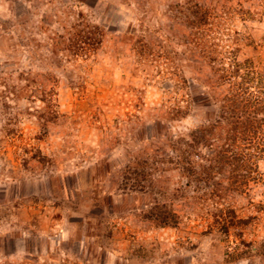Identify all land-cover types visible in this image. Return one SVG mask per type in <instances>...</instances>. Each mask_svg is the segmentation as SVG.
Masks as SVG:
<instances>
[{
	"label": "rangeland",
	"instance_id": "obj_1",
	"mask_svg": "<svg viewBox=\"0 0 264 264\" xmlns=\"http://www.w3.org/2000/svg\"><path fill=\"white\" fill-rule=\"evenodd\" d=\"M0 264H264V0H0Z\"/></svg>",
	"mask_w": 264,
	"mask_h": 264
},
{
	"label": "trees",
	"instance_id": "obj_2",
	"mask_svg": "<svg viewBox=\"0 0 264 264\" xmlns=\"http://www.w3.org/2000/svg\"><path fill=\"white\" fill-rule=\"evenodd\" d=\"M238 70V67H237V69H236V71ZM189 97H190V101L192 102V104L194 105V106H196V105H202L201 104V102H198L197 101V97H196V93L194 92V90L190 87L189 88ZM204 106V105H203ZM160 223L162 224V225H167V219L166 218H161L160 219Z\"/></svg>",
	"mask_w": 264,
	"mask_h": 264
}]
</instances>
